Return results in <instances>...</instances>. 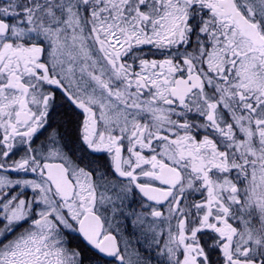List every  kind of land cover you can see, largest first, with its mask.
<instances>
[{
  "label": "snow or ice",
  "instance_id": "obj_1",
  "mask_svg": "<svg viewBox=\"0 0 264 264\" xmlns=\"http://www.w3.org/2000/svg\"><path fill=\"white\" fill-rule=\"evenodd\" d=\"M0 264H264V0H0Z\"/></svg>",
  "mask_w": 264,
  "mask_h": 264
}]
</instances>
